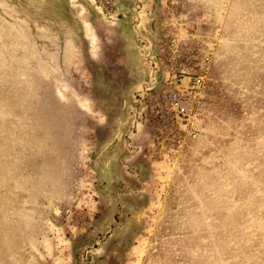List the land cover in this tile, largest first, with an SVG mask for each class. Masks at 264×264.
I'll use <instances>...</instances> for the list:
<instances>
[{
    "label": "rangeland",
    "instance_id": "1",
    "mask_svg": "<svg viewBox=\"0 0 264 264\" xmlns=\"http://www.w3.org/2000/svg\"><path fill=\"white\" fill-rule=\"evenodd\" d=\"M170 36L210 64L162 157ZM0 264H264V0H0Z\"/></svg>",
    "mask_w": 264,
    "mask_h": 264
},
{
    "label": "built area",
    "instance_id": "2",
    "mask_svg": "<svg viewBox=\"0 0 264 264\" xmlns=\"http://www.w3.org/2000/svg\"><path fill=\"white\" fill-rule=\"evenodd\" d=\"M161 58L167 73L144 88L141 100L155 148L164 157L179 153L197 135L210 58L187 51L173 36L164 40Z\"/></svg>",
    "mask_w": 264,
    "mask_h": 264
},
{
    "label": "crops",
    "instance_id": "3",
    "mask_svg": "<svg viewBox=\"0 0 264 264\" xmlns=\"http://www.w3.org/2000/svg\"><path fill=\"white\" fill-rule=\"evenodd\" d=\"M134 70V69H133ZM133 70H131V72L133 71ZM137 84L135 85V86H138L139 87V85H141L140 83H141V80H139V81H137L136 82ZM131 88H134L135 86H134V83H131ZM137 88V87H136ZM131 118H133V117H131Z\"/></svg>",
    "mask_w": 264,
    "mask_h": 264
}]
</instances>
